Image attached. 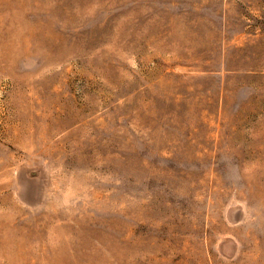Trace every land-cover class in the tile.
Segmentation results:
<instances>
[{
  "label": "rangeland",
  "instance_id": "obj_1",
  "mask_svg": "<svg viewBox=\"0 0 264 264\" xmlns=\"http://www.w3.org/2000/svg\"><path fill=\"white\" fill-rule=\"evenodd\" d=\"M0 264H264V0H0Z\"/></svg>",
  "mask_w": 264,
  "mask_h": 264
}]
</instances>
